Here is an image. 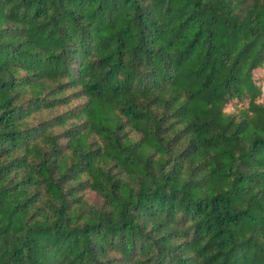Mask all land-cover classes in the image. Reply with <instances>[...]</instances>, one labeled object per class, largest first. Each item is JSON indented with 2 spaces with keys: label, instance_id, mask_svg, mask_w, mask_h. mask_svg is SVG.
<instances>
[{
  "label": "trees",
  "instance_id": "trees-1",
  "mask_svg": "<svg viewBox=\"0 0 264 264\" xmlns=\"http://www.w3.org/2000/svg\"><path fill=\"white\" fill-rule=\"evenodd\" d=\"M0 264H264V0H0Z\"/></svg>",
  "mask_w": 264,
  "mask_h": 264
},
{
  "label": "rangeland",
  "instance_id": "rangeland-1",
  "mask_svg": "<svg viewBox=\"0 0 264 264\" xmlns=\"http://www.w3.org/2000/svg\"><path fill=\"white\" fill-rule=\"evenodd\" d=\"M88 196H89V199L92 203H94V204H100L101 203L100 199L95 197L93 194H88Z\"/></svg>",
  "mask_w": 264,
  "mask_h": 264
}]
</instances>
